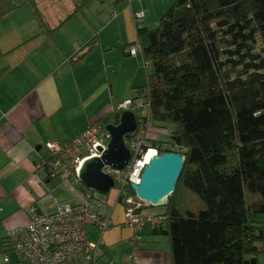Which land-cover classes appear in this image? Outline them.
<instances>
[{
    "label": "trees",
    "instance_id": "16d2710c",
    "mask_svg": "<svg viewBox=\"0 0 264 264\" xmlns=\"http://www.w3.org/2000/svg\"><path fill=\"white\" fill-rule=\"evenodd\" d=\"M25 4L47 31L38 0ZM142 23L151 114L137 132L186 159L154 234L169 238L172 264H264V0H175L158 26ZM155 123L176 135L147 138Z\"/></svg>",
    "mask_w": 264,
    "mask_h": 264
},
{
    "label": "crops",
    "instance_id": "0c3cea01",
    "mask_svg": "<svg viewBox=\"0 0 264 264\" xmlns=\"http://www.w3.org/2000/svg\"><path fill=\"white\" fill-rule=\"evenodd\" d=\"M174 1L90 0L72 15L76 0H38L45 31L25 0H0V264H29L8 246L9 233L27 225L29 207L53 214L64 205L53 196L63 181L41 166L51 160L47 144L65 146L92 124L104 129L120 103L144 97L149 70L143 55L129 53L134 14L143 12V26L154 28ZM46 195L51 208L41 202ZM118 207L102 237L88 230L89 241L100 242L99 263L132 264L135 254V264H172L169 238L150 223L135 233Z\"/></svg>",
    "mask_w": 264,
    "mask_h": 264
},
{
    "label": "built area",
    "instance_id": "2783aa9c",
    "mask_svg": "<svg viewBox=\"0 0 264 264\" xmlns=\"http://www.w3.org/2000/svg\"><path fill=\"white\" fill-rule=\"evenodd\" d=\"M136 23L144 20L143 12L134 14ZM129 53L131 56L143 54L139 43H135ZM131 111L135 114L144 112L143 117H150L151 105L148 99H129L117 106L118 112ZM105 137L110 139L109 133L100 126L92 124L82 135L69 144L62 146L56 142H49L47 149L51 160L41 164L46 168L51 179L60 178L63 182L71 181L75 187L79 182L78 174L83 163L89 159L100 158L102 150L107 148L103 142ZM127 144L132 152V159L124 170L105 168L104 172L111 176L115 187L119 184L118 198L110 215L107 202L94 200V193L88 191L76 204H64L53 214H44L36 206L28 209V223L26 226L9 233L13 251L29 264H100L99 245L88 239V230L96 228L101 237L113 226L112 214L117 205L124 208V225L138 233L145 224L152 226L162 223L164 218L159 215H148L140 200L132 199L129 191L131 185L140 181L143 169L149 165L152 157L158 156L159 151L152 147L142 130L131 134ZM154 155L150 157V153ZM74 187V188H75ZM114 187V188H115ZM52 195H46L41 202L50 201ZM135 241L140 237L135 235ZM132 264L136 262V255H130Z\"/></svg>",
    "mask_w": 264,
    "mask_h": 264
},
{
    "label": "water",
    "instance_id": "95a60500",
    "mask_svg": "<svg viewBox=\"0 0 264 264\" xmlns=\"http://www.w3.org/2000/svg\"><path fill=\"white\" fill-rule=\"evenodd\" d=\"M188 7L175 12V22L184 20ZM141 123V118L131 111L118 112L114 121L105 126L110 139L107 148L100 158L85 161L79 171V182L89 191L108 196L115 187L111 176L104 172L105 168L124 170L132 159V152L127 139L135 133ZM176 135V133H173ZM185 157L180 153L165 152L151 158L142 172L140 181L132 184L131 189L136 198L153 208L166 205L168 197L176 190L185 166Z\"/></svg>",
    "mask_w": 264,
    "mask_h": 264
},
{
    "label": "rangeland",
    "instance_id": "374dc122",
    "mask_svg": "<svg viewBox=\"0 0 264 264\" xmlns=\"http://www.w3.org/2000/svg\"><path fill=\"white\" fill-rule=\"evenodd\" d=\"M144 112L139 113L138 116H143ZM140 118V117H139ZM171 124H160V123H155L153 126H151L148 129L147 132V138H151V136H155L154 139L151 140H156V141H168L170 139L171 133L175 132V126ZM153 131H155V135H153ZM103 142L108 144V140L103 137L102 138ZM75 185L70 181L67 182H62L59 184L57 188V190L53 193L54 198L57 200V202H62L63 204H72L74 203V201H76L77 199H82L84 196V193L78 189V188H74ZM120 185L118 184L115 188H113L110 192V194L108 196H102L98 193H94V200H101L104 202H107L110 209L115 205L117 198H118V189H119ZM182 188H179L176 195H179L180 191ZM189 193V192H188ZM188 193L185 192L183 194V197H187ZM190 195V194H189ZM132 199L136 200V196L134 195H130ZM75 199V200H74ZM175 199V197H174ZM48 208L53 207V201H49V203L47 204ZM147 207L149 206H145V209H147ZM120 211H122V213H124V208L122 207V205H119V207L116 210V215H118L120 213ZM164 208L163 207H157V208H151L148 209L146 211V213L148 215H155V214H159V213H163ZM117 216H115L116 218ZM131 262V260H130Z\"/></svg>",
    "mask_w": 264,
    "mask_h": 264
},
{
    "label": "bare ground",
    "instance_id": "6f19581e",
    "mask_svg": "<svg viewBox=\"0 0 264 264\" xmlns=\"http://www.w3.org/2000/svg\"><path fill=\"white\" fill-rule=\"evenodd\" d=\"M152 155H154V153H153V152H151V153H150V157H151Z\"/></svg>",
    "mask_w": 264,
    "mask_h": 264
},
{
    "label": "clouds",
    "instance_id": "9594fccd",
    "mask_svg": "<svg viewBox=\"0 0 264 264\" xmlns=\"http://www.w3.org/2000/svg\"><path fill=\"white\" fill-rule=\"evenodd\" d=\"M139 117V116H138ZM141 118V117H140Z\"/></svg>",
    "mask_w": 264,
    "mask_h": 264
}]
</instances>
